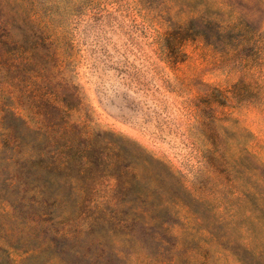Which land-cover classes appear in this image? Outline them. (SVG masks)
<instances>
[{
	"label": "rangeland",
	"instance_id": "374dc122",
	"mask_svg": "<svg viewBox=\"0 0 264 264\" xmlns=\"http://www.w3.org/2000/svg\"><path fill=\"white\" fill-rule=\"evenodd\" d=\"M73 90L55 129L89 162L70 144L31 167L17 117ZM96 243L111 264H264V0H0V264Z\"/></svg>",
	"mask_w": 264,
	"mask_h": 264
},
{
	"label": "trees",
	"instance_id": "16d2710c",
	"mask_svg": "<svg viewBox=\"0 0 264 264\" xmlns=\"http://www.w3.org/2000/svg\"><path fill=\"white\" fill-rule=\"evenodd\" d=\"M72 96V104L68 101H64V106L67 110L58 107L54 104H47L42 102H37L36 104H31L35 108L34 115L28 116V119L17 117V120L24 129L29 133V138L27 144L29 145V150H32L31 155H28V160L31 163V167L37 168L40 163L39 151L36 148H40L43 152L52 153V163L59 161V155L63 147L72 145V159L79 162L80 166H84L85 163L89 162L87 151L93 147L91 140L82 136L80 128L77 125H72V139L66 137V134L59 133L56 131V127H59L63 122L62 119H58L61 113L66 117L67 111L72 108L74 109L79 104L78 99L74 94ZM49 114V117H48ZM37 115H42V117L36 118ZM32 123L33 125H30ZM34 151H37L35 153ZM83 161V162H82ZM35 190L37 186L31 187L27 190ZM32 220H38L36 213L32 214ZM93 251L89 253L87 264H111L109 261H104L106 250L100 243H96L93 246Z\"/></svg>",
	"mask_w": 264,
	"mask_h": 264
}]
</instances>
